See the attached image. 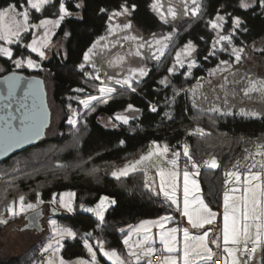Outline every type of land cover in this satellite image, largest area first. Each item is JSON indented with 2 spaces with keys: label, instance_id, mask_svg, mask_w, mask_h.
I'll list each match as a JSON object with an SVG mask.
<instances>
[{
  "label": "trees",
  "instance_id": "obj_1",
  "mask_svg": "<svg viewBox=\"0 0 264 264\" xmlns=\"http://www.w3.org/2000/svg\"><path fill=\"white\" fill-rule=\"evenodd\" d=\"M79 0H67L70 11L78 12L79 16L66 17L58 29L55 38L62 37L65 41V53L54 54L49 60L40 61L35 53L23 46L13 45L14 58L20 52L25 56L29 54L41 63L40 69H17L6 57H0V71L4 75L10 71H22L26 74L40 75L45 79L48 90L49 104L52 109V122L47 129L46 137L34 146L23 152L14 154L0 162V171L8 174L0 178V212H6V206L24 195L26 203L37 202L39 199L47 202L53 195L60 197L64 192L75 193L74 212L67 216H57L65 226L77 232L75 239L64 240L62 255L66 259L89 258L90 254L84 247L83 239L94 246L99 259L103 264H112L101 253L99 241L104 242L107 249L120 252L125 250L123 239L126 232L121 233L120 228L133 225L147 218H158L165 214H175L176 208L156 190L149 182L150 177L145 171H135L119 179L113 177L111 172L114 164L123 162L129 156H139L140 150L153 141H163L169 146L170 153L180 152V164L184 168L187 164L191 168L188 158L183 155L184 145H188L189 154L200 166L199 176L202 185L204 200L213 210L223 208V192L225 172L232 168L236 162L243 161L245 150L256 143H264V118L241 117L229 115L218 118L215 122L206 124L198 119L199 111L193 108L189 86L197 78L208 73L222 56H209L212 50L214 34L207 25L210 18H214L217 11L238 16L244 21L243 27L247 32L237 30L234 43L237 45H250L264 37V8L256 0H252V7L244 9L239 7V0H204V13L200 18L187 20L177 28L173 45L181 46L192 40L198 48L199 65L194 69L191 78L184 79V71L178 74L172 82L162 87L160 78L167 73L171 53L166 65L162 68L155 66L148 76L138 85L135 93L130 90L119 91L108 99L107 103H98L95 111H89L77 128L69 125V105H77L80 97L94 94L98 91L100 82L86 76L91 73L90 67L82 71L78 65L83 62V53L101 36L108 32L109 15L118 10L124 0H83L84 7L75 8L73 5ZM152 0H127L129 5L136 4L131 20L144 33L158 31H173V27L163 24L159 17L149 7ZM8 3H26V0H0V7ZM105 8L107 12H100ZM30 18L38 22L43 18H56L51 10L37 13L30 10ZM226 27L231 29V20L226 16ZM71 33L65 37L64 33ZM31 33L25 36L24 42L29 41ZM201 37L203 39H201ZM208 56L205 60L204 57ZM184 72V73H183ZM84 89L77 92L76 89ZM175 103H169L174 93ZM73 97V99H69ZM128 104L139 109V115L128 124H117L107 128L99 122L101 114L115 115L127 109ZM150 104H155L157 112L150 111ZM172 117L169 119L165 113ZM59 118L57 133L50 136L55 119ZM202 127L207 135H197L194 129ZM192 133V134H189ZM123 141V143H121ZM215 157L219 167L212 169L203 164L204 160ZM113 166V167H112ZM98 171H94L97 170ZM147 180L149 187L146 188ZM158 192L159 195L153 191ZM107 196L117 201L110 205L105 212V222L101 224L93 213L86 212L79 206L95 207L100 198ZM4 227L0 225V240ZM92 233L87 237L86 233ZM40 242L34 244L21 255L8 256L0 250V264H32L42 259L46 253H40ZM98 244V245H97ZM264 258V252H261ZM141 264H148L147 261Z\"/></svg>",
  "mask_w": 264,
  "mask_h": 264
},
{
  "label": "snow or ice",
  "instance_id": "obj_2",
  "mask_svg": "<svg viewBox=\"0 0 264 264\" xmlns=\"http://www.w3.org/2000/svg\"><path fill=\"white\" fill-rule=\"evenodd\" d=\"M261 8H264V0H256ZM77 9L84 7L83 0L73 5ZM137 5L127 3V0L120 5L118 10H114L109 15V21L116 17H125L126 22L115 25L113 27L109 24L108 34L112 35L118 28L122 32H129L133 28V24L128 17L132 16V13L136 10ZM149 7L159 17V20L163 24H170L183 17H195L200 18L204 13L203 0H167V4L164 0H152ZM239 7L249 9L252 7L251 0H239ZM30 10H35L37 13L51 10L52 14L56 17L55 19L43 18L39 19L38 22H33L30 18ZM100 12H107L105 8H101ZM77 15L79 13H73L67 6V0H26V3H21L19 7L16 3H8L4 7H0V57H6L15 68L21 69L27 67L29 69H40L41 63L36 59H33L29 54L25 57L24 52H20V58H14V52L12 47L5 45H17L23 46L25 49H30L31 53H35L40 61L48 58L46 49L51 45V36L55 34V29H58L62 22L65 21L66 17ZM226 16L231 20V31H225V25L228 23ZM207 25L216 33L215 38L212 41V50L209 52V56L217 55V45H220L219 51H228L230 57H234L235 64L239 65L242 63L244 56L247 54L245 47L234 43V37L236 36L237 30L247 32L248 29L243 27L244 21L238 16H232L230 13L220 14L217 11L214 18H210L207 21ZM42 30L43 34L38 35L37 32H31V43L24 44L25 36L30 33V30ZM71 33L65 32L64 36L68 37ZM174 33L157 38L156 33H151V39H146L140 36L139 33L136 35H124L122 39L124 41H131L135 44V51H129L126 55H117L114 60H109L108 64L110 67L123 65L126 56H130L133 59L139 58L141 61L147 59H153L159 62L161 57L165 55V51L169 48L170 42L173 39ZM107 36L99 37L88 49L83 53V62L78 65L82 71L85 69L86 64H90L93 70L97 73L93 78L100 79V69L97 67L95 57L101 55L100 45L101 41H105ZM201 39H203L201 37ZM226 42V45L223 43ZM120 44L117 40L111 44V47H116ZM123 47V45H120ZM103 48L107 49L108 45H103ZM143 50V51H142ZM264 53V48L260 49ZM196 52V45L192 40H189L183 48L176 52L175 63L172 67H169L167 71L173 73L176 70V65L181 68L185 65V58H188V72L187 76L191 75V69L196 66V59L192 58L193 53ZM183 57V58H182ZM205 60L208 56L204 57ZM223 66V67H221ZM232 62L230 60H220L216 68L209 70V76H215L218 73H233ZM0 71H5L4 68L0 67ZM149 70L145 67L136 66L128 69V74L123 76L122 79H115L114 83L119 85L121 88L130 89L131 92L137 91L136 84L140 83L141 78L148 75ZM86 76L91 73L85 72ZM107 79H114L113 76L105 73ZM222 79L224 83L220 84V88L224 90L223 99L217 95L215 100L211 103L208 109L201 108L200 111H208L212 113H218L221 116L233 115L231 108L235 107L234 102L229 101V96L235 98L238 94L235 90L229 91L226 85L229 83L228 75H223ZM244 79L246 84L242 87L241 91L243 96L240 97V103L243 104L246 100L253 101L258 100L264 105V79L256 80L245 75ZM23 77L18 75L6 76L4 83L8 85V98L11 99L17 89L22 88ZM39 84V82H36ZM160 84L167 85L169 83L167 77L161 79ZM211 84V81H208ZM232 83H240L239 80H233ZM32 82H27V88L24 89L25 96L28 95V90L32 88ZM198 87L202 85L198 82ZM77 92H83L84 89H76ZM117 90L115 87H100V96L89 95L85 99H80L79 103L83 105L85 109L95 111L93 101L98 103H107L108 98H111L113 93ZM185 93L191 92L193 95L192 105L193 108H197V89L184 90ZM215 92V89H213ZM253 93H257L254 96ZM179 95V91L174 93V96L169 103H175V96ZM73 99V97H69ZM208 97L204 96V100ZM217 102H220L219 104ZM10 107V105H8ZM150 111L157 112L155 104H150ZM71 109V105H69ZM127 110L131 113H137L140 110L133 107L132 104H128ZM241 117H257L264 118V111H245L244 107H240L238 113ZM77 116L79 113L72 110V115L69 116L67 122L69 125L76 126L78 123ZM169 119L172 117L169 113H165ZM134 118L129 115H117L116 119L121 121L123 124H128L129 119ZM16 119L14 116L0 117V121L3 122V126H0V144L6 145L7 147L18 146L29 138L39 137L41 130L44 127V121L39 118V115L35 111V106L31 113H24L20 118L19 126H14L12 121ZM196 133L200 135H207L205 129L197 127ZM192 134V133H189ZM123 143V141H121ZM169 152V146L164 144L160 147L156 141H153V146L149 148L146 155H141L135 162H129L125 164L123 168L113 170L111 175L119 179L122 176H127L129 172H135L138 169H142L145 162H150L153 157L165 158ZM246 155L244 156L245 163L243 164V171H241V161H237L232 166L233 170L225 172L226 179L224 180L225 185H233L230 188H225L223 192V227L222 237L217 234L214 238L210 239L209 233L211 229L205 230L202 235H192L187 227L182 229L183 239L182 241L177 239V233L181 230L177 227H172L166 231L159 233L160 243L163 245V251L169 255L162 257L161 264H209L212 261L216 253L213 252L212 248L209 247V243L216 246L217 249L222 248L223 264H254L255 258L258 253L264 252V143L257 144V150L252 153H248L245 150ZM173 158L167 160L166 163L170 165V168L158 167V175L160 177V189L159 192L163 193V196L167 201H170L171 205H176V211L181 212V215L187 218L188 224L193 229H204L206 225H212L216 221L217 213L214 212L204 199L199 196H193L189 198L190 193L195 191L199 192V184L195 179L189 180L190 175L199 174V165L193 160L189 154L188 145H184L183 155L188 158V162L191 163V168L195 169L194 173H190L187 164L183 169V207H179L177 198V177L179 172L177 170L178 159L180 156L179 152H174ZM259 157V159H257ZM203 164L215 169L219 167L217 159L213 156L210 159L204 160ZM94 171H98L94 170ZM147 176V171H145ZM243 176V179L241 177ZM191 184V188L190 185ZM167 185V186H165ZM146 188L149 187L147 180L145 181ZM155 192V189H153ZM155 194L159 195L158 192ZM37 203H26V197L20 195L18 197V208L16 207V201H12L6 206L7 213L15 217L28 210L35 209L39 203H43L39 199L40 194L37 193ZM75 193H63L60 195V206L66 209L68 212H73V197ZM67 197V199H65ZM51 203H56L55 194ZM115 199H110L107 196L100 198L99 203L93 207H85L81 204L79 207L86 212L93 213L98 221L103 224L105 222V212L108 206L116 205ZM173 217L171 215H164L159 220H146L142 221L135 229L132 225H129L128 234L123 239V244L127 248V257H123L113 249L106 251L104 249V242L99 241L100 251L103 256L107 257L108 260L112 261V264H140L141 260L145 257H150L152 253L156 251L153 245L155 241L152 239L150 233L151 227L156 226L160 229H164L166 222L171 221ZM8 219L4 216L3 212H0V224H7ZM49 225L52 230V237L49 242L43 246L42 253L48 255L37 261V264H70L63 257L59 255L64 244L62 241L65 238L75 239L77 232L71 227L59 226L55 219L49 220ZM143 230L145 233L143 238L130 243L132 232H140ZM121 233L125 232L124 228H120ZM87 237H91L92 233H86ZM222 239V244H221ZM84 247L91 256V264H98L97 254L93 251L92 245L89 244L88 239H83ZM147 245V247H145ZM250 246V247H249ZM71 264H89V261L79 259ZM148 264H151V260H148ZM216 264H220L217 260ZM260 264H264V258L261 259Z\"/></svg>",
  "mask_w": 264,
  "mask_h": 264
},
{
  "label": "rangeland",
  "instance_id": "obj_3",
  "mask_svg": "<svg viewBox=\"0 0 264 264\" xmlns=\"http://www.w3.org/2000/svg\"><path fill=\"white\" fill-rule=\"evenodd\" d=\"M203 2H204V0H203ZM251 2H252V0H251ZM164 3L167 4V0H164ZM74 13H77V12H74ZM193 18H195V17H183L177 21H174L170 24H167V25L173 27V29H174L173 31L168 32V31L161 30L158 32H154L157 34V38H162L163 36L168 35L170 33L175 34L173 36L172 41L170 42L169 48L165 51V55L163 57H161V60L159 62H157L156 60L150 59V58L147 60L141 61L139 58L133 59L130 56H126V60H125L123 65L110 67L108 64L109 60H114L117 55H126L130 50L135 51V44L131 41H124L122 39V37L124 35H126V34L136 35L137 33H139L140 36H143L146 39H151V33H144L141 30H139L138 28H136V26L134 25V23L131 20V17L127 18V19H130L132 24H133V28L129 32H122L118 28L115 30V32L112 35H109L107 32L105 35H103V36H107V39L105 41H101V45H100L101 55L95 57L97 67L100 69V72L98 73L100 79H98V80L95 79V80L99 81L100 85L98 87L97 92H95L94 94H89V95L100 96L101 95L99 92L100 87H115L117 91L115 93H113L112 97L114 95H116L119 91H122L124 89L130 90L127 88H121L119 85H116L114 83V80L115 79H122L123 76L128 74V69L131 67H136V66L145 67L149 70L148 74L151 72V70L155 66H159V68H162L163 64L166 65V63L168 62V59H169V57H167V59H166L165 56L169 55L170 53H171V63L169 62L168 64H169V67H172L173 64L175 63L176 52L179 51L181 48H183V46L186 44L185 43V44H183L181 46H177V47H175V45H173L175 38H176V34H177V28H178V26H180L181 24H183L187 20H191ZM49 19H55V18H49ZM123 22H126L125 17H116L113 20L109 21V24H111L113 27H115V25H117V24L122 25ZM58 29H55L54 30L55 34L51 36V45L48 49H46V53H47L48 58L45 60H49L54 54L59 55L61 53H65L66 48H65L64 39L62 37L55 38L57 35V32H58ZM225 31L229 32V31H231V29L227 28L225 25ZM31 32H37L38 35L43 34L42 30L38 31V30L33 29V30H30V33ZM212 32H213L214 38H215L216 33L213 30H212ZM31 39H32V36H30L29 41L24 42V44L31 43ZM117 40L120 41V44H117L116 47H114V48L111 47V44ZM0 43H3V42H0ZM223 43L226 45V42H223ZM105 44L108 45L107 49L103 48V45H105ZM121 44L123 45V47L120 46ZM5 46L12 47L13 52L15 54V49H14L13 45H5ZM240 46L245 47L247 54L244 56L242 63L237 65V64H235L234 57H230L228 51H219V48L221 46L217 45V53L223 52V54H224V56H222V59H220V60H230L232 62L233 67H232L231 71L233 73H236L235 76L231 75L230 73H218L215 76H209V71H208V73L206 75L197 78L196 81L193 83V85H191V86H189V88H187V89H192V88L197 89V96H196L197 108L196 109H197V111H199L197 118L201 119V121L205 124L207 122H215L221 116L218 113H212V112H208V111L202 112V111H200V109L201 108H203L205 110L208 109L211 106V103L215 100V97L217 95H219L221 97V100L223 99L224 90H222L220 88V84L224 83V81L222 79L223 75H228V79H229V83L226 85V88L229 91L235 90L238 94L235 98L229 96V101L234 102L236 104L235 107L231 108V111L234 115H238V113L240 111V107H244L245 111H257V112L264 111V105H262L258 100H253V101H247L246 100L243 104L240 103V97L243 96V92L241 91V89L246 84V80L244 79L245 75H247V77H250V78H253L256 80L264 79V53H262L260 51V49L264 48V37L260 38L259 40H257L256 42H254L250 45H240ZM197 55H198V48L196 47V52L193 53L192 58H195L197 63H196V66L191 69V75L190 76L185 75L188 72V58H185V65L183 68H181L179 65H176V70L173 73H169L167 71V73L160 78V80H161V79H164L165 77H167V79L169 81V83L167 85L161 84L162 87L168 86L172 82V80L178 74H180L182 71L185 72V73L183 72L184 73V79L185 78H191L192 76H194L193 71L200 64L198 61ZM25 57H27V56H25ZM18 58H20V56ZM218 64H219V62L214 67L210 68L209 70L216 68ZM85 67H90L92 69L91 75H89L91 78H93L95 75H97V73L93 70V68L90 64H86ZM221 67H223V66H221ZM24 68H27V67H24ZM30 70H33V69H30ZM105 73H108L109 75L113 76L114 79H112V80L107 79ZM147 76L141 78L140 83L136 84L135 86L137 87L138 85H140L141 82ZM234 79L239 80L240 83H232V81ZM209 80L211 81V84L208 83ZM198 82L200 85H202V87H198ZM213 89H215V92H213ZM89 95L84 96V97H80L79 100L85 99ZM189 95H190L191 100L193 101L192 93L189 92ZM253 95L257 96L258 94L253 93ZM204 96H207L208 99L204 100ZM79 100H78V104L76 106L71 105V109L69 108L70 109V116L72 115V110H75L79 113V116L76 117L78 120V123H77L75 128H77V126L80 125V123L84 120V118L86 117V115L90 111L89 109H85L83 107V105H81L79 103ZM217 103L219 104L220 102H217ZM97 104H98V102L93 101L94 106H96ZM117 115H129L130 117L136 118L139 115V112L131 113L126 109L122 112H119V113L113 115V116L108 115V114H101L99 117V122L107 128L115 127L117 124L122 123L121 121L116 119ZM221 117H225V116H221ZM257 117H260V116H257ZM131 119H133V118H130L129 121ZM58 122H59V118L55 119L54 124L52 126V129L50 131V136H53L57 133ZM193 131L195 134L200 135L199 133L195 132V129ZM156 142L160 147H163V145L166 144L163 141H156ZM257 144L258 143L249 147L247 149V152L248 153L255 152L257 150ZM152 146H153V142L150 143L149 145H147L145 148H142L140 150L139 156L138 155L137 156H129L123 162L114 164L113 165L114 170H118L120 168H123L125 166V164H128L129 162H135L136 160H138L140 158L141 155H146L149 151V148ZM172 158H173V155L170 153V150H169V152L167 153L165 158L161 159V158L153 157L150 162H145L143 168L138 169L137 171H147L149 173V177H150L149 182L152 184V186H155L157 191H159V189H160V177L158 175V167L157 166L164 167V168H170L171 166L168 165L166 163V161L170 160ZM180 158H181V153H180V156L178 159V164H177V170L179 172V175L177 177L176 182H177L178 203H179V207L182 209V207H183V179H184L183 178V169L184 168L181 167ZM257 159H259V157H257ZM244 163H245V161L243 160L241 162V171H243L242 166ZM218 164H219V162H218ZM207 167H209V166H207ZM188 169H189L190 173L195 172V169H190V168H188ZM229 170H233V168H231ZM130 173H132V172L130 171L129 174ZM7 175L8 174L4 171V166H2V171H0V178L4 179L7 177ZM192 179H195L197 181V183L199 184L200 191L199 192H195V191L191 192L189 198L191 199L193 196H199L203 199L202 186H201L199 174L198 175H190L189 180L191 181ZM241 179H243V176L241 177ZM165 186H167V185H165ZM189 186L191 188V184ZM232 186L233 185H231V184L227 185V188H230ZM64 193H72V192H64ZM160 193L163 195L162 192H160ZM55 197H56V203H51L52 200L47 201V202H43V203H39L35 209L28 210V211H26L22 214H19L15 217L10 216L6 212H3L4 216L8 219L7 224H0L2 227H4L3 230H1L2 231V238L0 240V250L2 251L3 254L8 255V256L21 255L26 250H28L29 248H31L34 244H36L38 242H40L39 246L40 245L41 246H40L39 250H40V253H42L43 246L49 242V240L51 239V237L53 235L51 227L49 225V220L55 219L59 226L68 227V226H65L64 223L57 216H67V215L72 214L74 211L70 213L66 209L61 207L60 203H59L60 197H57V196H55ZM65 199H67V197H65ZM72 202H73V207H74V197H73ZM36 203L37 202H35L34 204H36ZM173 206L175 208L177 207L176 205H173ZM41 207L44 208L46 211V215L44 217V221H43L44 223H43L42 228L41 229L26 228V224H27V220L25 219L26 215L29 212L34 211V210L41 208ZM52 209H53V212L51 211ZM213 211L219 215L218 211H215V210H213ZM221 211H222L221 219H219V216H218V218L216 217L215 225L209 228L212 230L209 233V236L214 235V237H215L217 234L221 235V231H222L221 226L223 227V208ZM165 215H171L173 217L172 220L177 219L176 218L177 216L175 214H165ZM162 216H164V215H162ZM160 217H158V218H147V219L140 220L139 222L132 225L133 229H135L138 225H140L142 221L159 220ZM170 225H171L170 221H168L165 223L164 229H160L159 227H156V226L151 227L150 233H148V234L151 235L152 239L155 241V243L151 246L154 247L156 249V251L154 253H152V255L150 257H145L144 259H142L141 262H143V261L148 262V260L149 259L151 260L152 256L156 253L161 254L163 246L159 245V243H160L159 233L161 231H166L167 229L172 228V227H170ZM174 227H177L178 229H183V228L187 227V224L183 225V227H181L180 224L179 225L176 224V226H174ZM124 229H125V232L127 234L129 231H132L131 229H129V227H125ZM189 231H191V229H189ZM180 233L181 232L177 233V239H179ZM197 233H198V231H197ZM144 234L145 233L143 232V230H141L138 233L133 231L131 239H130V243H133L137 240L142 239ZM198 235H202V234H198ZM65 239H67V238H65ZM62 243L64 244V241H62ZM210 244L211 243H209V247L212 248L210 246ZM90 245H92V244H90ZM92 247H93V251L96 252V254H97V251L94 249L93 245H92ZM145 247H147V245H145ZM104 249L106 251L113 250V249H107L105 246H104ZM212 250H213V248H212ZM116 251L118 252V254H120L122 256V258L127 257V251L128 250H127L126 246H125V250H123L122 252H120L118 250H116ZM213 252L215 253L214 250H213ZM163 254H164L163 256L169 255L166 252H164ZM59 255L61 257H63L62 249H61ZM102 255H103V253H102ZM105 258L107 259V257H105ZM42 259H44V258H42ZM42 259H39L37 261H40ZM64 259L66 261H69L70 264H71V262H74V261L79 260V259L87 260V261H89V264H91V256L89 258H76V259L64 258ZM37 261L33 262L32 264H37ZM97 261H98V264H103V262H101V260L99 259L98 254H97ZM108 261L112 263V261H110V260H108ZM141 262H140V264H141ZM151 264H154V263H152V261H151Z\"/></svg>",
  "mask_w": 264,
  "mask_h": 264
},
{
  "label": "water",
  "instance_id": "obj_4",
  "mask_svg": "<svg viewBox=\"0 0 264 264\" xmlns=\"http://www.w3.org/2000/svg\"><path fill=\"white\" fill-rule=\"evenodd\" d=\"M18 75L23 77L22 88L17 89L11 99L8 98V85L4 83L6 76ZM39 82L37 84L36 82ZM27 82H32V88L28 90V95L25 96L24 89L27 88ZM10 105V107H8ZM35 106V111L39 118L44 121V127L41 130V135L35 138H29L26 142L13 147H7L0 144V162L5 161L14 154L25 151L26 149L34 146L38 141L46 137L47 129L52 122V109L49 104L48 90L46 87L45 79L36 74H26L22 71H10L4 75H0V117H7L9 115L16 117L12 121L14 126H19L20 118L24 113H31ZM0 126L3 122L0 121ZM44 208L34 210L26 215V228L41 229L43 225L42 218H44Z\"/></svg>",
  "mask_w": 264,
  "mask_h": 264
},
{
  "label": "crops",
  "instance_id": "obj_5",
  "mask_svg": "<svg viewBox=\"0 0 264 264\" xmlns=\"http://www.w3.org/2000/svg\"><path fill=\"white\" fill-rule=\"evenodd\" d=\"M202 186V185H201ZM203 193V192H202ZM202 196H203V194H202ZM203 199H204V196H203ZM205 201V200H204ZM205 203H206V201H205ZM212 209V208H211ZM213 210V209H212ZM222 209H220V210H215V211H218V213H219V215L217 214V218H218V216H219V219H221V213H222V211H221ZM173 214V213H172ZM175 215L177 216L176 218V220H172V221H170V227H174V226H176V224L177 225H179L180 224V226L181 227H183V225H185V224H187V227L189 228V229H191V231H190V233L192 234V235H198V234H203V232L205 231V230H207V229H209L210 227H212V226H214L215 225V223L214 224H212V225H206L205 226V228L204 229H193V228H191V226L188 224V222H187V218L186 217H184V216H182L181 215V212H176L175 213ZM216 222V221H215ZM221 222V221H220ZM222 223V222H221ZM181 231V233H180V236H179V239L178 240H180V241H182V239H183V234H182V229H180ZM221 230H222V226H221ZM197 231H198V233H197ZM221 237H222V231H221ZM210 238H214V235H211L210 236ZM221 244H222V239H221ZM159 245H162L161 243H159ZM163 246V245H162ZM161 246V247H162ZM210 246L213 248V250L215 251V253H216V255H214V257H213V259L214 258H220V259H222V264H223V256L225 255L224 253H222V248L221 249H217L216 248V246L215 245H213V244H210ZM250 247V246H249ZM164 253V251H163V247H162V252H161V256H160V262L159 263H157V264H161V261H162V256L164 255L163 254ZM213 259H212V261H210L209 262V264H213ZM261 259H262V257H261V254L260 253H258V255L256 256V258H255V261H254V264H260V261H261Z\"/></svg>",
  "mask_w": 264,
  "mask_h": 264
},
{
  "label": "built area",
  "instance_id": "obj_6",
  "mask_svg": "<svg viewBox=\"0 0 264 264\" xmlns=\"http://www.w3.org/2000/svg\"><path fill=\"white\" fill-rule=\"evenodd\" d=\"M46 256H47V254H45L43 258H45ZM217 260H219V261H220V264H222V259H220V258H214V259H213V264H216V261H217ZM151 261H152V263H154V264L159 263V262H160V254H159V253L154 254V255L152 256V258H151Z\"/></svg>",
  "mask_w": 264,
  "mask_h": 264
},
{
  "label": "flooded vegetation",
  "instance_id": "obj_7",
  "mask_svg": "<svg viewBox=\"0 0 264 264\" xmlns=\"http://www.w3.org/2000/svg\"><path fill=\"white\" fill-rule=\"evenodd\" d=\"M42 208V207H41ZM41 208H38V209H41ZM38 209H36V210H38ZM43 210V212H44V217H45V215H46V211H45V209H42ZM52 212H53V209L51 210ZM25 219H26V217H25ZM42 221H44V218H42ZM27 223H28V220H27ZM44 223V222H43ZM43 226V225H42Z\"/></svg>",
  "mask_w": 264,
  "mask_h": 264
}]
</instances>
